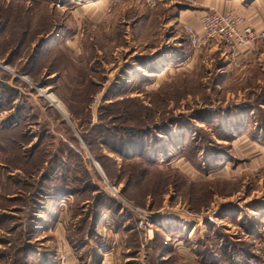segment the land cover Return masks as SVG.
Wrapping results in <instances>:
<instances>
[{"label": "rangeland", "instance_id": "374dc122", "mask_svg": "<svg viewBox=\"0 0 264 264\" xmlns=\"http://www.w3.org/2000/svg\"><path fill=\"white\" fill-rule=\"evenodd\" d=\"M69 1L0 0V68L29 86L15 84L29 95L32 105L48 103L70 127L68 136L60 132L55 133V139L44 140L48 151L64 140L75 157L64 169L70 191L63 195L67 210L57 220L77 231L78 215L87 202L72 191L80 194L87 189L84 198L91 199L92 191L93 196H99L92 202L99 204L93 211L101 212L94 239H101L104 254L115 247L114 261L132 256L125 261L192 264V251H205L209 259L212 252L221 257L223 249L238 251L248 243L260 249L262 234L253 232L254 221L246 216L250 206L255 210L264 199V94L260 95L264 77L257 65L260 61L241 64L247 53L226 45L221 38L210 44L219 49L194 47L183 26L163 28V10L151 9L140 0L108 3L106 9L95 10ZM243 22L244 18L237 25L239 31L245 27ZM174 32L179 35L175 39ZM46 34L49 37L43 41L49 42L34 66L35 80L41 85L3 63L20 42V57L28 59ZM159 69L166 72L158 73ZM55 73L62 77L53 83L50 80ZM7 82L13 84L11 79ZM63 97L77 102L83 112L79 121L71 117L66 103L70 101ZM100 117L102 145L98 146L100 137L95 134L96 145L89 147L77 124L87 131ZM123 129H132L128 134L145 145L144 156L142 152L136 155L138 150L126 151L134 154L131 157L110 151L125 152L128 134ZM100 151L97 158L95 153ZM51 170L49 166L10 168L4 175L15 173L27 181L24 179L30 174ZM20 187L12 183L0 187V219L1 214L10 217L1 227L4 232L18 221L16 209L21 206L6 195L18 193ZM56 187L58 191L60 185ZM58 199L49 203L55 207ZM101 202L113 204L119 211L100 210ZM53 217L48 220L43 215L47 223ZM92 217L95 221L97 215ZM243 227L248 236L256 238L244 239ZM0 237L2 241L7 236L0 231ZM180 240L191 247V253L177 245ZM1 241L0 250H4L8 244ZM94 245L82 252L86 258L90 252L92 259L79 264H95L96 252L101 250Z\"/></svg>", "mask_w": 264, "mask_h": 264}, {"label": "trees", "instance_id": "16d2710c", "mask_svg": "<svg viewBox=\"0 0 264 264\" xmlns=\"http://www.w3.org/2000/svg\"><path fill=\"white\" fill-rule=\"evenodd\" d=\"M45 36H47V34ZM45 36H42L39 39L33 55H30L28 59L22 60V58L20 57L23 50L22 43L20 42L18 45H16V47H13L14 50L9 53L7 58L2 59L3 63L9 66L13 65L18 72H21L28 76L32 83H37L38 81L35 80L34 68L35 58L38 56V54L41 53L43 47L49 42L43 41ZM41 40L42 43L44 42L42 45L41 43L39 44ZM217 53L218 52H215L214 54ZM32 61L33 64H31ZM55 74L56 77L54 78L53 83H56L62 77L61 74ZM0 76V111L5 108L13 109V111L11 112L12 116L5 119V121L7 120V124H4L5 121L0 122V158L2 159L3 164L2 176H4L3 180L0 181V187L3 189L5 185L9 183H12L13 185H21L20 189H18L19 194H10L13 195V198L15 197L14 199H9L6 195V198L8 200H17L21 203V206L16 209L18 210L16 212H19L20 214L17 219L18 221H16L15 225L5 232L7 236L5 238L7 239L5 243L9 246H7V248H5L4 250H0V254L6 256V258L9 259V262L7 264H27V247L30 244L28 241L32 232V224L36 219L39 218L37 216L39 211L41 210V206H45V204H47L49 201L58 199L59 197L69 193L70 179L68 178L64 169L71 165V160H73L75 157L70 154V147L64 140H60L59 143H57L51 151H48L46 149V143H44L45 139H55V133L60 132L65 135L67 134L66 136L69 135L68 133L70 127L65 124V121L59 114V112L48 103H46L44 107L38 104L32 105L29 101L30 99H27L25 91L19 89L15 84L23 86L26 89H29V86L17 77H10V74L2 68H0ZM10 79L11 81H13V84H9L7 82ZM37 84L41 85L42 83ZM260 91V95L262 96L264 94V87L261 88ZM64 99L65 101H70L63 97V100ZM24 103H28V105L26 106ZM66 103L67 110L68 112H70L71 117L75 121H79L81 119V115H83V112H81L82 110L79 109L76 105L77 102L70 101ZM260 125H263V123H260ZM77 126L80 135L84 140L87 141L89 147H93L96 145V140L94 138L95 134H98V137H100V143L98 144V146L102 145L100 141L102 133L101 117L98 118L97 123L91 125V127L87 131H85L86 129L84 125L79 123L77 124ZM131 130L132 129H123V131H125V134H128ZM125 137L127 138L124 144L126 145L124 148L125 152L119 151L117 149H113L114 151L110 149V151L116 153L117 155L119 154L120 157H131L134 154H128L127 152L138 150L136 155L140 156V153L142 152L144 156V150L146 148L145 145L142 142L140 143L139 141H137L136 137H131L129 134L125 135ZM72 140L75 141L74 139ZM43 147L45 148V150H43ZM40 154H42V156H40ZM95 155H97L96 157L99 158L101 156V151L100 153H95ZM39 156L41 157L40 160H38ZM99 161L100 160H98L97 164H99L100 166L101 164ZM77 162L78 164H80L78 159ZM47 166L52 168L51 172L45 171L43 173H40L39 175L30 174L27 179H24L27 181H23V179L19 177L20 175H16L15 173L11 176L4 175L10 168L22 170L26 167H35V170H37L39 168L41 169ZM79 167L81 166L79 165ZM100 167L102 168V166ZM81 180L83 181V183H85V179L81 178ZM57 185H60V187L58 191H55ZM72 192L78 194L79 199H85L87 203L84 204V208L80 210V213L78 215V217L81 219L75 227L78 228L77 231L71 230L70 228L67 230L69 241L76 242V244H78L79 246L81 245V247L88 245L89 242L92 245L95 244L94 246H96V244L99 243V240H101L100 238L98 240L94 239V236L97 234L95 230L96 221L97 219H99L101 212L99 214V212L93 211V209L97 210L95 209L97 201L95 204H93L92 202L97 200L99 196H93L94 193H92V191L91 199L84 198L87 189L80 194L76 193L74 190ZM101 203L102 204L100 207L102 208H100V210L106 208L109 209V212H111L112 214H117V212L119 211V209L114 207L113 204L112 207H110L106 206L104 202ZM98 205L96 207H98ZM93 215H97L95 221L92 217ZM7 219H10V217L6 214H3L2 218L0 219V228L7 221ZM161 230L165 231L164 229ZM90 245H88L87 247H89ZM238 249V251H235V249L234 251L223 249V251L229 252V257L237 260V263L235 264H246V261L250 257H252V255L248 253L246 247ZM204 253L205 251L201 250L198 252L196 251L195 253V255H198V259L201 262L202 260H206V256L204 255ZM90 255L92 254L90 252H87V256L89 257ZM83 256H86V254ZM99 256L100 254H97L96 252L95 257L98 258ZM242 257H244V259Z\"/></svg>", "mask_w": 264, "mask_h": 264}, {"label": "crops", "instance_id": "0c3cea01", "mask_svg": "<svg viewBox=\"0 0 264 264\" xmlns=\"http://www.w3.org/2000/svg\"><path fill=\"white\" fill-rule=\"evenodd\" d=\"M67 1L68 3H70L69 0ZM75 2H76L77 7L81 6L82 9L85 7V8H91L95 10L96 8L106 9L108 7L107 5L109 3V0H75ZM158 7L159 9L163 10L162 11V15L164 19L163 26H162L163 28L182 27V25L185 23L197 29L199 27V18L206 12L210 11L211 9L216 8L219 10H231L232 9L236 11L238 14L242 15L244 18L243 26H250L256 30L264 29V0H186L184 2L175 1L172 3H167L165 5H159L157 6V8ZM151 9H155V8H151ZM139 18L141 21L145 20L141 16H139ZM177 34L178 33L175 34L174 32V34L172 35V38L174 39L177 38V36H179ZM48 37L45 36V38H48ZM176 45H177L176 46L177 49H179L180 48L179 45L178 44ZM209 48H212L213 50L219 49L218 46L212 47L210 45L205 48L202 47V49L204 50H210ZM157 50H160V48H158ZM221 50L223 51V53H225L224 51L225 49L223 48V46L221 47ZM153 52L154 51L150 53L153 54ZM215 52H219V51H215ZM244 53H247V54H244L247 60L241 61V64H246L250 61H254V62L260 61L257 65L258 67H260L259 69L262 71L261 73L264 77V42L259 41L252 49L247 50ZM166 68L164 69L168 71L169 69L168 68L166 69ZM161 71L166 72V71H163V69H159L158 73H160ZM55 77L56 75H54V78ZM54 78H51L50 81L53 82ZM258 82H260V80ZM26 96L28 99L29 95L27 93H26ZM24 104L26 106L28 105V103H24ZM12 111H13L12 108L10 109L5 108L2 111H0V122H4L5 119L12 116L11 115ZM261 161H263V159H261ZM2 169H3V164H2V159L0 158V173H2ZM11 175L12 173L9 174V176ZM3 178L4 176L0 175V181H2ZM10 197L13 198V195H8V198ZM64 198H65L64 196L59 197L58 200H60V202L56 203L55 207H54V204H51L49 202L45 204V206H41V210L38 213V215H40L41 218L36 219V221L33 222L32 224V232L30 234L29 241H28L30 244L27 247V254H28L27 264H59V262L56 259L60 252H66L68 254V260H69V263L71 264H79L81 261H84V259L86 263H88V261L92 259V256H89V257L87 256L88 258H86L82 254V252L84 251V248L86 249L87 246L90 245L91 243L89 242L88 245L81 248L78 244H76V242H70L67 236V230H68V227H66L67 223L64 224L63 220L62 222L61 221L59 222L57 220L58 217L59 216L62 217L67 210L66 205H64L65 204ZM263 200L261 202L260 201L258 202L259 206L255 210H251L254 207L251 208L250 206V208L248 209L249 213L246 214V216L248 217V219H251L252 221H254L253 222L254 223L253 232L255 233L258 230V232L262 234V237L264 240V201ZM53 208H55V212L53 211L54 210ZM44 214L45 216H47L48 220L51 219L50 216H54L53 220L47 223V221L43 219ZM1 216H3V214H1ZM251 220L249 222H251ZM44 224L46 225L44 226ZM38 228H40V233H39ZM243 230L245 233L243 237L244 239L254 237V236H248L249 231L247 229L245 230L244 228ZM0 231L5 234V232L1 230V228H0ZM48 232L50 233L48 234ZM259 237H261V235ZM0 241H1V237H0ZM2 241H1L2 244L5 246V242L7 241V239H2ZM141 242L143 243L144 241H140V243ZM183 243L184 242L181 241L177 243V245L180 246L181 248H184L189 253H191L192 251L191 247ZM101 244L99 243V245L96 246L98 249L101 250L98 252L100 256L96 258V260H99L100 262L94 260L92 263H95V264H131L130 262L128 263L125 260L129 258H133L132 256L124 257L122 260L117 258L116 261H114V257H112V255H113V252L115 251V247H110L111 251L104 254L105 250L101 248ZM146 244H149V243L147 242ZM113 245L114 244H112V246ZM257 246L258 245L254 246L253 243H248L246 249L249 254L254 256L255 255L254 252L258 250ZM192 253L195 254L196 252L192 251ZM229 255H230L229 252L222 251V253L220 254L221 257L219 256L215 257L216 256L215 253L212 252L211 257L209 259H206L205 261L202 260L201 262L195 256L190 257L192 259H190L189 261H191L192 264H235L237 263V260L233 259L232 257H229ZM242 258L244 259V257ZM86 259H89V260L87 261ZM107 259H110L113 261H111L110 263L109 262L105 263ZM8 262L9 261L6 258V256L0 254V264H7Z\"/></svg>", "mask_w": 264, "mask_h": 264}, {"label": "built area", "instance_id": "2783aa9c", "mask_svg": "<svg viewBox=\"0 0 264 264\" xmlns=\"http://www.w3.org/2000/svg\"><path fill=\"white\" fill-rule=\"evenodd\" d=\"M127 0H109L111 5H117ZM146 6L155 8L159 5H165L175 1L182 0H140ZM243 21V18L234 11L221 12L213 9L203 14L199 18V27L196 29L191 25L183 24V29L189 42L194 47L210 45L214 39L221 38L225 44L235 50L247 51L252 49L259 41L264 42V29L256 30L250 26H245L242 31L237 29V25ZM243 60H247L245 57ZM114 195L119 194L114 191ZM120 197V196H119ZM255 255L250 257L246 264H264V244L254 252ZM59 264H71L66 252H60L56 259Z\"/></svg>", "mask_w": 264, "mask_h": 264}, {"label": "bare ground", "instance_id": "6f19581e", "mask_svg": "<svg viewBox=\"0 0 264 264\" xmlns=\"http://www.w3.org/2000/svg\"><path fill=\"white\" fill-rule=\"evenodd\" d=\"M52 94H50L49 96H51Z\"/></svg>", "mask_w": 264, "mask_h": 264}, {"label": "flooded vegetation", "instance_id": "af4514ba", "mask_svg": "<svg viewBox=\"0 0 264 264\" xmlns=\"http://www.w3.org/2000/svg\"><path fill=\"white\" fill-rule=\"evenodd\" d=\"M33 126V125H32Z\"/></svg>", "mask_w": 264, "mask_h": 264}]
</instances>
